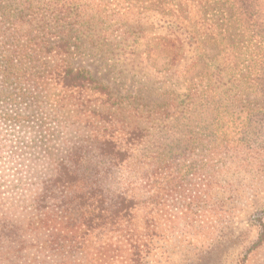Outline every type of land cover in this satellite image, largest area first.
Returning <instances> with one entry per match:
<instances>
[{
	"label": "trees",
	"instance_id": "obj_1",
	"mask_svg": "<svg viewBox=\"0 0 264 264\" xmlns=\"http://www.w3.org/2000/svg\"><path fill=\"white\" fill-rule=\"evenodd\" d=\"M212 3L217 18L208 12ZM259 16L260 0H0V120L25 130L38 114L41 126L55 121L65 134L79 136L64 137L63 156L44 153L50 175L24 205L25 222L0 218V261L21 264L31 246L51 252L54 264H143L152 211L162 210L170 222L184 217L214 184L208 171L206 181L196 182L205 156L211 150L236 156L243 149L215 135L213 112L237 103L244 90L264 101L256 53V67L243 75L236 53L244 29H259ZM154 30L159 33L151 35ZM93 55L120 70L139 68L137 75H151L155 83H179L194 69L199 74L185 80L182 92L146 94L141 87L118 96L90 68L73 64ZM158 60L167 65L164 72L155 68ZM247 118L254 127L264 125V103L248 108ZM22 137L0 143L8 161L23 165L8 167L15 175L40 168L41 158L28 150L35 143L28 147ZM241 144L253 151L247 141ZM198 145L205 152L201 162ZM129 164L130 191L112 190V174ZM0 180L3 198L23 203L19 180ZM263 240L260 221L255 244Z\"/></svg>",
	"mask_w": 264,
	"mask_h": 264
},
{
	"label": "rangeland",
	"instance_id": "obj_2",
	"mask_svg": "<svg viewBox=\"0 0 264 264\" xmlns=\"http://www.w3.org/2000/svg\"><path fill=\"white\" fill-rule=\"evenodd\" d=\"M213 8L217 10V6L212 3L208 12L213 14L212 17L217 18L220 14L211 12ZM258 23H261L259 29H244L240 49L236 52L241 63L242 75L256 67L252 57V53H256L261 68L260 73L264 76V0H260ZM154 33L157 34L159 31L154 30L151 35ZM73 64L90 68L94 76L110 85L113 93L118 96L136 93L135 91L141 87L146 94L160 95L169 88L179 89L178 92H182L189 84L185 80L199 74V70L194 69L189 74L179 77V83L173 79L155 83L153 80L155 77L151 75L146 78L137 75L136 71L139 68L130 72V65H127L120 70L99 55L74 58ZM166 67L162 60H158L155 65L159 72H164ZM263 103L260 94L254 93L251 89L244 90L237 103L224 106L220 113L213 112V116L217 117L218 121V125L213 128L215 135H224L231 147L241 145L240 149H243L239 150L240 153L236 156L232 151L226 155L215 154L211 150L201 162L200 157L205 152L201 145L197 146L196 157L198 156L201 163H206L204 165L206 168L196 178V182L206 181L202 173L208 171V180L212 178L214 184L210 189L203 188L207 196H197L193 201L190 200L191 197L187 199L186 203L192 202L187 214L182 218L177 216L170 222L162 210L152 211L153 218L148 231L151 250L144 257L143 264H239L242 258L244 264H264V240L259 245L255 244L259 223L260 221L264 223V125L254 127L247 118L248 108ZM224 104L228 103L224 102ZM59 117L63 118L62 115ZM35 118H40V115L36 114L32 119V127H26L25 130H14L15 127L0 120V143L9 144L13 135L18 137L24 135L22 138L25 140V145L29 147L31 140L35 143L28 150L41 158V161H38L40 168L37 171L28 172L21 168L15 175V171L8 167L20 165L14 163L12 159L8 161L7 151L0 153V175L7 181L18 179L23 185L17 189L18 195L25 199L23 203L21 200L14 206L17 198L4 199L3 197L7 195L0 194V218L7 215L14 221L25 222L24 205L31 202L32 196L39 191L36 190L37 187L40 188L42 181L50 175L45 170L49 165L44 159V153L47 155L49 151L55 157L63 156L64 137L73 140L79 137L75 133L71 134L70 131L65 134L63 125L55 121L41 126ZM207 129L206 131H209V128ZM80 132L81 129L78 130V133ZM243 141H247L253 151H246L241 144ZM192 159L193 157H186L189 162ZM114 173L112 190H115V187L118 190L125 187L130 191V164L122 171ZM33 174H36V179L33 178ZM4 187L6 188V184ZM144 198L145 196L142 197ZM101 233L106 239L110 235L105 229ZM18 239H20L18 236L15 237V240ZM7 254L14 257L15 251ZM53 257L51 252L42 249L40 251L30 246L21 255L19 262L27 264L29 261H37L33 264H54ZM0 264L8 263L4 260L0 261Z\"/></svg>",
	"mask_w": 264,
	"mask_h": 264
}]
</instances>
